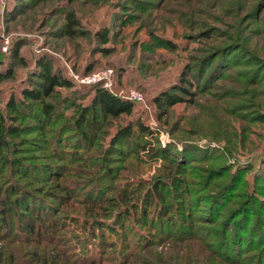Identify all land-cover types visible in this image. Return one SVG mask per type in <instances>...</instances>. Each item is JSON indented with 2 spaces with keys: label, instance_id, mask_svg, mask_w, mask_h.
Listing matches in <instances>:
<instances>
[{
  "label": "rangeland",
  "instance_id": "rangeland-1",
  "mask_svg": "<svg viewBox=\"0 0 264 264\" xmlns=\"http://www.w3.org/2000/svg\"><path fill=\"white\" fill-rule=\"evenodd\" d=\"M67 12L77 21L72 34L63 29ZM37 58L72 82L55 87L48 98L61 117L43 133L33 126L32 114L22 117L24 136L13 138H21L20 148L1 152L13 158V169L22 157L27 167L35 163L22 174L10 172L19 188L63 207L47 213L18 205L7 212L6 223L14 230L0 232V264H264L262 223L255 214L240 212L245 201V209L264 212L257 201L264 199V0H0V71H8L0 76L2 112L9 97L20 101V89L40 80ZM104 68L112 69L114 91L135 87L143 93L142 100H131L133 117L151 130L143 147L135 143L120 154L105 152L106 132L114 125L103 130L105 141L92 147L76 145L69 138L72 129L59 137L52 132L60 121L71 125L93 84L103 86L102 80L78 82L71 73L82 77ZM166 89L178 100L158 117L152 97ZM56 145L63 154L54 151ZM163 150L169 158L163 159ZM102 158L118 171L110 185L108 177L96 174ZM175 160L185 172L174 167ZM42 162L65 169L64 177L43 173L36 166ZM157 178L163 197L152 192L141 218L144 192L153 190ZM232 179L236 191L228 201L222 195L214 206L195 198L216 193ZM247 190L251 194L244 196ZM120 193L126 202L117 201ZM63 194L69 198L56 196ZM93 199L101 209L90 218L84 207ZM155 200L162 205H152ZM127 206L130 213L124 215ZM160 209H167L161 218ZM18 210L36 219L38 235H11L24 230ZM206 210L211 216H193L189 228L187 212ZM61 222L68 224L61 229ZM256 224L260 234L250 232ZM64 231L72 240L61 246L57 235Z\"/></svg>",
  "mask_w": 264,
  "mask_h": 264
},
{
  "label": "trees",
  "instance_id": "trees-1",
  "mask_svg": "<svg viewBox=\"0 0 264 264\" xmlns=\"http://www.w3.org/2000/svg\"><path fill=\"white\" fill-rule=\"evenodd\" d=\"M42 1H45V0H42ZM12 9L13 8L11 7V9L9 11H12ZM13 11H14V9H13ZM66 14H67V16L65 17L66 21L64 22L65 28H63V29L66 33L72 34L74 31L73 25L76 24L77 21L71 12H67ZM10 16H12V15H10ZM100 34L103 37V33H100ZM37 65L40 66V70L38 71L40 80L34 81L33 86L27 85V86L22 87L20 89V92H21V99H19L20 101L15 102V99L11 96L5 102V106L3 108L4 111L2 112L0 110V220L3 222V224H1V227H0L1 233H3L4 231H9V233L13 232L12 230H14V228H11L7 225L8 221L6 223L5 216L7 215V212H9L12 208H15L18 205L21 206L22 208H27V209H31V210H35V211L40 210V212L42 211V212H47V213L50 212V210H54V212L56 213V212L60 211L61 208L63 207V205L62 206H60V204H55V205L53 204L52 205L48 201H45L47 199L44 196H43V198L38 197L30 191H25V189L19 188V185L17 183H15V181L12 179V176L9 175L10 172L11 171L13 172V170H14V172L19 171L22 174L23 170H27L29 166H31L35 163H32V164L27 163L29 165L27 167L26 163L20 162V161H23L22 160L23 157L22 158L20 157L21 160L19 162L17 161V163H20V164H18L19 169H13V167H11L14 164L12 162L13 158L6 157L8 154L1 152V150L3 148H5L6 146H8V149L10 147L12 149L14 148L13 151H15V152L18 151V149L20 148L16 144H19L17 142L18 141L20 142L21 138L16 139L15 141H14V139L16 138V136H24V135H21V132L26 127V125L24 126L23 124H21L20 119L22 117H27L28 114H32L33 117L35 118V124H36L33 126H35V128H38L39 130H41L42 133L47 130L48 126H50V125L53 126L52 124H53V121L55 118L58 119L61 117V115H59V113H57V111H56L57 109H55V107L52 105V103L48 101V98L51 96L52 92L55 90L54 89L55 87H57V86L70 87V86H72V82L70 81V79H68L64 75L59 74L58 71L51 70L49 68V65L47 63L43 62L42 59L37 60ZM5 71L6 70L0 71V76L2 74H5V73H2ZM6 72H8V71H6ZM7 74H9V73H7ZM3 76H1V77H3ZM174 86L175 85L172 84L170 86V88H174ZM179 86H180V84L177 85V87H179ZM89 92H91V93L89 95L87 102L84 104L78 105L74 115L72 117H70L71 125H66L68 123L67 121H63V122L60 121L58 123L59 125L56 129H54V127H52V130H53L52 132H56L55 135H57V137H59L60 133L62 131L64 132V131H66V129H72L71 130L72 135L69 138L73 139L74 140L73 142H76V145H77V143L79 144L81 142V143L87 145L88 147L98 146L97 142L99 140L101 142L102 141L104 142L105 141L104 139L106 138L105 135L107 134L108 135V138L106 139L107 140L106 141L107 149H105V152H108V153H110L112 151H117L118 154H120V152L123 151L124 148H126V145L133 146L135 143L143 147L144 143H141V142L145 141L143 136H144V134H147L149 132L151 133V130L140 120L139 116L136 115L133 117V114H134L133 113V102L129 99H126V98H123V97H120V96L114 94L113 92L109 91L108 89H106L105 87H103L97 83L93 84L92 89H90V91H87L86 94H89ZM82 94H84V93L80 92V94L77 93L76 95H82ZM176 97L177 96L174 93H171V90H167V89L161 90L158 93H156L155 95H153L152 102L154 103L158 117H161L162 115H164L166 113L168 106H170L172 103H174L178 100V99H176ZM21 108H22V110H21ZM130 115L132 117H127ZM121 116H124L125 118H120ZM5 117H6L7 121L5 120ZM55 123H56V121H55ZM113 125H114V127H113L111 132H106V134L103 132V130H105V129L109 130V127H111ZM63 134H65V133H63ZM45 143H46V141H45ZM56 144H58V143H56ZM56 146L53 147L54 151H56L59 154H63L62 150L64 151V149L61 150V149H59L60 147L57 146L58 147L57 148ZM49 148L51 151V147H49ZM109 149H111V150H109ZM163 151H164L162 153L163 155H161V156H163V159H165L166 157L169 158L168 154H170V152L165 151V150H163ZM49 154L47 153L45 155L49 156ZM178 156H179L178 159L181 160L182 159L181 158V152L179 153ZM87 161H89V159H86V162ZM101 161L103 162L101 165V171L96 172V174L101 175L103 177V179L108 177V182L111 179L116 178L118 171L114 172V168H112L108 164H106V159L102 158ZM179 163H180V161H179ZM173 164H174L175 168H180V170H183L182 172H185V170L182 169V167H180L179 164H177L176 160L174 161ZM36 166L37 167H43L44 168L43 173H45L47 175H51L52 177H55V176H57V178L60 176L64 177V174L66 172L65 169L63 171H58V169L54 168V166L51 165V163L49 165V163H46V162L38 163ZM34 169H35V166H32L31 168H29V170L32 173H34ZM216 171L217 170H211L210 169L209 173L211 174V172L213 173ZM173 174H174V172L170 173V175H173ZM171 178H172V176H171ZM173 178H175V177L173 176ZM156 180L157 181H156V183H154L153 190H152V188H146V190L144 192L145 195H144V200L142 203L143 207L141 208V211L138 214V216H141V218L143 217V215L145 216L146 209L148 208L149 204L151 203L150 197L153 195L152 192L154 193L156 199L163 197V194H161V189H159L162 181L159 178H157ZM232 180H233L232 182L224 183L221 190L216 191V193L212 192V194H210L209 196L206 195V197H204V199L202 197V195H203L202 193L196 194L195 198L197 199L200 197L198 200L199 201L204 200L206 202V204H209L206 201L207 199H208V202L211 200V202H214V206H215V204L218 205L219 202H221L223 196L224 197L227 196V198L225 200L228 201V198L231 199L233 196L232 193H234L236 191V189H234V191H233V188H231V185L234 184V182H235L234 179H232ZM108 184L110 185L111 182H109ZM174 186H175V189L176 188H177V190L180 189V187L177 186V179L174 182ZM10 190H13L12 197H10L6 194V191H10ZM14 191L18 192V194L13 195ZM245 192H246V194L244 196H249V194H251V190H249V191L247 190ZM182 194H181V196H182ZM56 196L59 197L60 200H62L63 198H66V199L69 198L65 194L56 195ZM125 196H126L125 193L124 194L120 193L117 196V201L118 202H126ZM59 199L56 198L57 202H60ZM257 201L259 202L260 207H261L260 209H258V211L263 210L264 209V199L261 200L259 198ZM10 202H12V206H9ZM63 202H64V207L66 208L69 203H67L68 201H65V200ZM245 202L243 204H240L241 205V211L240 212H244L243 216L248 215V214H255L256 218H259V222H260V224L262 223V225L256 224V225L250 227L249 229H250L251 233L260 234V230H257L256 227L258 225H260L264 229V222L260 221L262 218L264 219V212L257 213V211H254L255 208L254 209H245V208H247V206L245 205ZM210 204L212 205L213 203H210ZM152 205L159 207L162 204H161V202H158L157 200H155L152 202ZM156 207L153 206L154 209ZM208 207H210V205ZM249 207H251V206H249ZM96 209L97 210L101 209V206L97 205L96 202L94 201V199L88 200V201L86 200L85 207H84V210L86 213L84 212L85 213L84 216H89L91 218V215L95 214ZM15 210H16V208H15ZM208 210H206L205 213H203V214L200 213L198 215H191L189 212H187L186 220H188L189 228L192 227L191 224H193V223H192L191 219L193 216H198V217L206 216L205 218L210 217L212 213L209 214ZM121 212H122V214H124V213L129 214L130 213L129 207L128 206L125 207ZM166 212H167V209H165L164 211H162V209H160L158 211V216H160V218H161V214L164 215ZM17 215H18L17 216V222L19 223L21 228H23L24 230L18 231L16 233H12L11 235H13V236H19V234L26 235V232L33 234L34 229L37 227V224L33 225V221H36V219L29 217L27 214H25V212L23 213L19 210L17 211ZM124 215H122V217ZM20 216H23V217H20ZM70 218L74 220L73 223L77 224V221H75L76 220L75 217H70ZM20 219L25 221L24 225L20 224V222L18 221ZM137 220H139V219H137ZM54 222L58 223L57 219ZM56 223L53 224L55 230H57V227L55 226ZM59 224L62 225L60 227L62 229L68 223L61 222ZM234 224L236 225V224H238V222L236 221ZM89 226H90V224H89ZM93 226L94 225L92 224L91 225L92 229H93ZM38 229H40V227ZM92 229H91V232H93ZM195 229H197V226ZM37 231L34 234L38 235ZM40 231L43 233V231L41 229H40ZM189 232H192V231H190V229H189ZM65 233L66 232L64 231V233L57 235V237H59V239H58L59 244L61 246L68 244V242L72 240ZM5 235L6 236H4V237L7 240L8 234L5 233ZM261 236H262V232H261ZM69 247H71V245H68V247L66 249H64V251H63V249H61V250L63 252H66V250ZM227 255L232 256L229 254H227ZM82 258H84V257H82Z\"/></svg>",
  "mask_w": 264,
  "mask_h": 264
},
{
  "label": "built area",
  "instance_id": "built-area-1",
  "mask_svg": "<svg viewBox=\"0 0 264 264\" xmlns=\"http://www.w3.org/2000/svg\"><path fill=\"white\" fill-rule=\"evenodd\" d=\"M5 46V44H3ZM6 47V46H5ZM111 73L112 69L111 68H104L100 70L99 72L96 73H91L89 75H85L82 77H79L78 75H75L74 73H71L72 76L81 83H90L96 80H102L103 86L108 89L109 91L113 92L114 94L129 99V100H134V101H140L143 99V93L142 91L138 90L135 87H127L124 89H117L114 91L112 89V81H111Z\"/></svg>",
  "mask_w": 264,
  "mask_h": 264
}]
</instances>
